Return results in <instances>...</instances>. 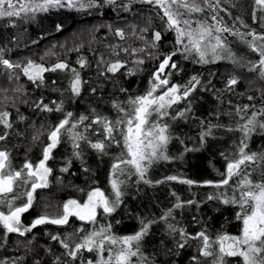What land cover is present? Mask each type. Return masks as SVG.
Returning a JSON list of instances; mask_svg holds the SVG:
<instances>
[{"label":"trees","instance_id":"1","mask_svg":"<svg viewBox=\"0 0 264 264\" xmlns=\"http://www.w3.org/2000/svg\"><path fill=\"white\" fill-rule=\"evenodd\" d=\"M107 1L95 0L92 6L81 9L40 12L44 16L34 30L30 26L18 28L8 19L0 20V112L9 113L7 119L12 125L9 128L0 123V135H6L0 141V150L10 154L12 169H20L26 161L37 164L50 142V131L69 112L70 125L76 123L73 132L83 136L74 140L61 130L60 143L47 161L52 170L49 185L35 191L32 206L22 214L23 224L30 226L42 216L57 218L69 200L83 203L95 189L114 200L111 182L123 181L121 203L111 213L100 210L93 223L71 217L66 224L44 223L23 235L7 233L0 225V264H98L101 256L106 259L115 253L82 249L75 257H69L61 241L74 248L101 227L117 238L125 237L140 231L142 222L149 225L141 242L147 264H212L215 257L201 255L202 241L190 237L203 232L211 243L221 236L240 235L239 206L208 199L231 198L234 191L238 197L236 182L240 177L233 176L228 185L221 187L206 182L224 179L227 163L238 159L244 139L239 125L252 112L264 109V77L258 70L240 67L237 61L259 59L249 48L248 53L236 52V63L198 62L199 58L177 52L176 33L162 19L159 9L144 2L129 5ZM224 5L215 7L232 30L240 28L242 34L264 35V29L251 20V0L240 4L225 0ZM225 10L238 15L229 20ZM117 30H123L124 36L117 35ZM156 32L161 34L158 41L154 38ZM246 38L251 40V36ZM231 40L229 37L228 43ZM173 52L176 54L166 69L169 84L181 86L182 92L193 77L199 83L187 98L173 104L167 115L151 118L168 125L170 140L165 155L169 159L154 161L144 179L130 174L132 170L125 165H121L126 169L124 175H114L113 164L128 158L120 128L109 140L103 125L93 121L96 117L109 121L123 118L124 113L116 106L127 112L130 98L145 95L155 83L159 64ZM4 59L20 67L8 68L2 63ZM116 61L124 66L115 73L108 72L107 68ZM29 62L49 69L57 63L69 67L47 71L41 82H34L23 72ZM172 63L176 68L171 67ZM71 69L81 80L79 94L72 91ZM233 77L238 83L230 86L228 81ZM41 102L53 110L37 107ZM246 105L249 108L246 114H240L245 116L242 120L237 109ZM181 112L183 116L179 115ZM82 116L88 119L79 122ZM34 136L39 139L34 141ZM97 142L105 143L103 152L92 147ZM246 143L247 153L264 155V130L258 128L251 133ZM65 168L67 171H62ZM247 171L253 181L264 180V161L248 163ZM188 180L194 183H184ZM24 203L23 200L19 205ZM170 225L176 231H170ZM181 229L188 234L186 242L179 234ZM178 242L185 246L179 248ZM224 264H240V258L225 256Z\"/></svg>","mask_w":264,"mask_h":264},{"label":"snow or ice","instance_id":"2","mask_svg":"<svg viewBox=\"0 0 264 264\" xmlns=\"http://www.w3.org/2000/svg\"><path fill=\"white\" fill-rule=\"evenodd\" d=\"M95 0H43L42 3L37 0H28L26 3H21L20 0H0V17H20L21 13H35L36 11H47L49 7H85L92 6ZM115 0H108V3H114ZM148 3L156 5L159 9L163 10L162 19L166 18L165 22L170 29H175L177 33L176 42L182 44L184 52L191 54L195 53L199 60L198 62L209 63L211 61L220 59H231L235 63V58L229 52L225 40L220 35L223 32H231V29L224 26L221 20L217 19L216 15H212L211 19L215 21V24H208L205 21H193L191 14L200 13L204 11L201 0H147ZM220 0H203V4L209 7L218 6ZM255 3L264 6V0H255ZM226 11V10H225ZM195 23L196 27H193ZM117 35L124 36L123 30H117ZM242 39H246V36H251V40H246L250 47L254 51H258L260 54V60L257 65H254L253 69H259V75L264 77V35H259L255 32H249L247 34H240ZM155 40H160L161 34L156 32L154 34ZM185 38L187 43H184ZM260 41V43H257ZM127 52L128 49H123ZM118 54V53H117ZM176 53L173 52L167 55L163 61L159 64L157 72L154 74L153 87L142 96L130 98L128 104L129 110L116 106L118 111L124 113L123 118L116 121H109L106 117H96L93 123L102 124L103 131L106 133V139H114L113 132L117 128H120L121 134L124 140V146L127 150V159H119L118 163L113 164L114 175H124L126 169L121 165L128 166L132 171L130 174H136L140 179H144L148 168L156 160H167L168 156L165 155L166 145L170 140L168 133V125L161 124L159 120H152V116L163 117L168 114V109L182 98H187L199 81L196 77H193L187 86H184L181 92V86L172 85L171 87L163 90L161 94L155 95L157 89H164L169 84L168 79H161V73L164 72L166 66L172 60V56ZM8 68L20 67L19 65H13L9 60L4 59L2 61ZM83 63V62H81ZM123 63L116 61L111 63L107 68L108 72L115 73L121 67ZM66 63H57L52 69L46 68L43 65L33 64L29 62L26 67L23 68V72L28 76L30 80L42 81L43 73L47 71H54L56 69H68ZM172 68H176V64H171ZM74 73V79L72 83V91L75 94H79L81 80L79 74L75 72V69H71ZM238 83L237 78L233 77L229 79L228 84L236 85ZM251 100L252 97H249ZM43 106L47 111L53 109L48 108L47 105H37V107ZM254 107V106H253ZM249 106L237 109V115L241 113H247ZM56 110H60L57 108ZM183 116V112L179 113ZM8 112H0V123L11 127L8 123ZM72 113H67L66 118L59 122L49 133L48 143L43 151L42 159L35 165L31 161H26L24 165L19 169H12L9 161V153L6 150H0V196L12 195V201L19 199V196L14 194L15 186L29 185L30 191L26 192L27 200L22 206H16L13 208L12 201H8L9 211L5 214L0 211V225L6 230L7 233H20L21 235L29 232L31 228L38 225H42L46 222L63 225L68 223L70 216H76L80 220H87L95 222L97 209L102 208L104 213H111L115 210L116 206L121 203L120 197L122 196L121 184L123 181L118 179L112 180V189L115 195L114 200H109L105 194L99 189L94 190L88 196L87 203L81 205L75 200H69L63 205L62 214L57 218H49L42 216L34 221V223L28 227L21 223V214L27 212L32 206L33 193L43 187H47V176L51 173V169L47 167V161L50 159V154L54 148L60 143L62 135L61 130H65L66 134H71L74 140L82 139L83 136L80 133L73 132L76 128V123L70 125L69 119ZM264 109L257 110L251 113L247 117L243 124L239 125V130L244 134V139L241 141L239 148L238 159L228 162L226 167V173L224 179L218 182H206L207 184H214L215 187H221L228 185L233 176H239L240 179L236 182L239 196L237 197L235 191L231 198H222L221 196L212 197L208 199H222L224 204H237L240 208V212L237 214V219L242 221V228L239 236H221L216 241H209V237L205 233L200 232L192 239H200L201 255L204 257H215L212 260V264H224V257H239L240 264H264V180L259 182L253 181L251 173L247 171L248 163H257L264 161V155L257 153H247V139L251 133L258 128L264 130ZM242 120L245 116H240ZM88 119V117H80L79 122ZM124 127H121V126ZM66 126H69L66 128ZM89 125L88 127H90ZM202 134V135H206ZM6 139V135H0V141ZM34 141L39 139V136L33 137ZM118 143V142H117ZM75 147H79L78 144ZM92 147L100 152L105 149L104 142H97L92 144ZM78 155V154H77ZM243 166V168H242ZM67 171V169H62ZM168 179H176L175 177H169ZM184 183L192 184L193 181H184ZM191 203V201H189ZM177 207L180 205L177 204ZM171 212L169 211L168 215ZM167 217H162L166 219ZM149 225L142 222L140 231L135 234L117 238L107 231V228L101 227L99 230H95L88 236L83 238V242L76 244L74 248H70L68 243L61 241L63 247L68 250L67 255L69 257H75L82 249H87L89 252L97 251L102 253L104 251H111L115 254L107 257L106 259L101 256L98 264H147L146 258L143 257L141 252V242L148 231ZM170 231H176L174 226H169ZM181 239L186 242L188 234L182 229L179 230ZM53 239H57L53 237ZM120 245L118 248H110L108 246ZM185 243L178 242V247L183 248ZM215 246L216 250L213 251ZM136 258V259H134ZM193 259H196L195 257ZM91 264V261H89Z\"/></svg>","mask_w":264,"mask_h":264},{"label":"rangeland","instance_id":"3","mask_svg":"<svg viewBox=\"0 0 264 264\" xmlns=\"http://www.w3.org/2000/svg\"><path fill=\"white\" fill-rule=\"evenodd\" d=\"M230 1H232L233 3H236V4H240L243 0H230ZM20 2L21 3H26V2H28V0H20ZM37 2L42 3L43 0H37ZM115 2H124V3L127 2V3H129V5H130V3H134V2L135 3L136 2L137 3L138 2L139 3L140 2H144L146 4H150V3L147 2V0H115ZM201 4H202V7H204V11L203 12H200V13H193V14H191V19L193 21H198L199 20V21H205L208 24H215V21H213L211 19V17H212V15H216L217 16V19L218 20H221L222 21V24L224 26L230 28L228 26V24L226 23L225 19L223 18V16L220 15L219 11L216 10V7H209L207 5H204L203 4V0H201ZM224 4H225V0H220V3H219V5L217 7L224 8V6H225ZM251 4H252V10L250 11L251 12L250 13L251 14V20L253 22H257L260 25V27L264 29V6H261V5L256 4L255 3V0H251ZM150 5L153 8H155V9L156 8L159 9L154 4H150ZM54 8H56V9H58V8H68V9H71L73 7H68V6H64V7H49L48 10L54 9ZM74 9H81V7L77 6ZM159 10L162 12L161 14L163 16V10L162 9H159ZM40 12H43V11H36L35 13H27V14L21 13V16L20 17H10V18L9 17H0V20L8 19V21L14 23L13 25L14 26H17L18 28H21V27H24V26H30L32 28V30H34L35 27H36V25H37V22L41 19V17L44 16V14H42ZM235 15H238V14H236L232 10L225 11V16L229 20H234ZM164 19L166 20V18H164ZM193 27H196L195 23L193 24ZM236 29L239 30V31H241L240 28L239 29L236 28ZM172 30H174V32L176 33V31H175L174 28ZM237 30H232L231 29V32H223V33L220 34L222 36V38L225 40L226 45H227V48H228L229 52L232 54V56L235 58V60L238 59V57L236 55V52L239 51V52H244V53L247 52L248 53V52H250L249 48L251 50H253V48L250 47L249 44L246 42V40H248V39L247 38L246 39H242L241 38V35L240 34H242V31L240 33ZM176 36H177V33H176ZM229 37L232 39L231 40L232 42L230 41L231 43L230 42L228 43V38ZM248 37H250V36H248ZM250 39H252V37ZM184 43L185 44L187 43V39L186 38L184 40ZM257 43H260V41H258ZM177 52L178 53H181V54H184V55H187V56H193L194 58H198V56L195 53H191V54L185 53L184 52V47H183L182 44H177ZM254 53L256 54L257 58L260 60V54H259V52L258 51H254ZM0 56H1V53H0ZM220 60H229V61H232L231 59H227V58L226 59H220ZM259 60H256V59H243V60L238 59L237 61H238V64L240 65V67H243V68H246V69H250L251 70V69H253L254 65H257L258 64ZM215 61H218V60H215ZM169 64H170V62H169ZM167 67L168 66H166L165 69H164V72L160 74L161 75V79H165V78L168 79L167 73H166ZM255 70H258L259 71L258 68H256ZM43 75H44V73H43ZM34 82H41V81H34ZM155 83H158V82L155 81ZM152 87H153V85H152ZM168 87H171V85L168 84L167 86H165L164 89H157L154 94L155 95H159V94H161V92L163 90H166V88H168ZM51 154H52V152H51ZM51 154H50V157H51ZM15 170H19V169H15ZM49 177H50V174L47 176V186L49 185ZM27 191H30V186L27 185V184L15 186L14 194L16 196H19L20 198L14 200V201H12V195L13 194H9L7 196H0V211H3L5 214L8 213V211H9V207H8V203H7L8 201H12L13 208L16 207V206H22L23 204L22 205H19V204L22 203L23 200L26 203V200H27L26 192ZM93 191H91V192H93ZM22 193H23V196H22ZM24 193H25V195H24ZM34 193H33L32 203L34 201ZM87 201H88V197H87V199L83 203H80L78 201L77 202L79 204L83 205V204L87 203ZM100 210H103V209L102 208H98L97 209V214H98V212ZM71 217H76V216H70L69 219ZM96 217H97V215H96ZM21 218H22V214H21ZM76 218H78V217H76ZM83 221L90 222V221H87V220H83ZM21 223H22V225H24L23 222H22V219H21ZM46 223H48V222H46ZM24 226H27V225H24ZM30 226H28V227H30ZM17 234H20V233H17Z\"/></svg>","mask_w":264,"mask_h":264}]
</instances>
